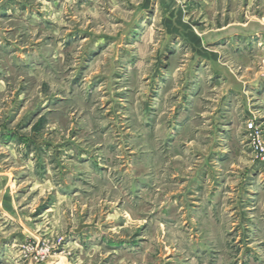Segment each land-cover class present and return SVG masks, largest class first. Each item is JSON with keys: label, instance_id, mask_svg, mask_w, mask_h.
<instances>
[{"label": "rangeland", "instance_id": "1", "mask_svg": "<svg viewBox=\"0 0 264 264\" xmlns=\"http://www.w3.org/2000/svg\"><path fill=\"white\" fill-rule=\"evenodd\" d=\"M261 108L264 0H0V264H264Z\"/></svg>", "mask_w": 264, "mask_h": 264}, {"label": "crops", "instance_id": "2", "mask_svg": "<svg viewBox=\"0 0 264 264\" xmlns=\"http://www.w3.org/2000/svg\"><path fill=\"white\" fill-rule=\"evenodd\" d=\"M6 42H7L6 44L9 43L8 40H6ZM235 50L239 51L238 49H234V51ZM206 67H207V65H206ZM246 68H247V70L249 69L248 67H246ZM208 70L212 74L211 78H213L211 88L219 86L222 90V96H220V98H219L220 101H218L216 104L217 105V111L215 112V114L218 115L221 112V110H223L222 112H224V110L226 112V110H227V112H228L227 114H229V115L233 114L235 116L236 108L242 107V110H243L241 112L242 117L239 118L238 115H236V117H235L236 121L238 122L237 125L242 124L243 121L241 122V120H239V119L243 118L244 115L248 116L250 114L249 109H247V111H246V107L244 104L245 103L244 96L245 97L248 96L249 91L255 89V86H256L255 79L256 78L254 76L243 77V75H240V76H236L235 77L236 79L234 80L232 78V76L230 75V73L232 74V70L228 68V70H229V72H228L225 67H222V68L214 67L212 69L208 68ZM248 102H249V100L246 99V105L247 106H248ZM179 106L181 108L184 105L182 104ZM179 106H178V109H176V111L173 112L172 115H170L166 118L168 138L177 139L178 134L180 132H187L188 131L187 128H189V126H190V122H189L190 117L187 118V116H189L188 113L185 115H181L182 117H180V115H177V111L179 110ZM262 110H264V109H262ZM222 117H225V116L222 115ZM234 121H235V119H234ZM224 127L225 126L222 125L219 128V130H221L222 133H225L224 129H223ZM0 130L5 131V126L0 125ZM213 133L214 132L211 131L210 134H213ZM221 135H224V134H221ZM224 136L222 138H220V139H222L223 142H225ZM1 138H4V137H1ZM189 138H190V136H189ZM174 141L176 142V140H174Z\"/></svg>", "mask_w": 264, "mask_h": 264}, {"label": "built area", "instance_id": "3", "mask_svg": "<svg viewBox=\"0 0 264 264\" xmlns=\"http://www.w3.org/2000/svg\"><path fill=\"white\" fill-rule=\"evenodd\" d=\"M245 128L250 138L249 145L253 152L264 159V133L261 127L255 124L253 119H247Z\"/></svg>", "mask_w": 264, "mask_h": 264}]
</instances>
